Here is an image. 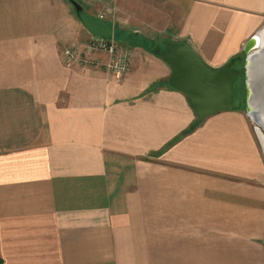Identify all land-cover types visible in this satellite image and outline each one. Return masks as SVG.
<instances>
[{
  "label": "crops",
  "instance_id": "crops-1",
  "mask_svg": "<svg viewBox=\"0 0 264 264\" xmlns=\"http://www.w3.org/2000/svg\"><path fill=\"white\" fill-rule=\"evenodd\" d=\"M75 1L141 42L116 41L133 53L116 80L65 62L64 47L94 36L69 0H0V264H264V146L250 118L220 111L185 132L195 110L153 51L187 40L221 67L264 40V0H163L150 33L121 0Z\"/></svg>",
  "mask_w": 264,
  "mask_h": 264
},
{
  "label": "water",
  "instance_id": "water-1",
  "mask_svg": "<svg viewBox=\"0 0 264 264\" xmlns=\"http://www.w3.org/2000/svg\"><path fill=\"white\" fill-rule=\"evenodd\" d=\"M69 1L77 18L91 34L105 38L113 36L112 25L99 21L77 1ZM252 42L251 39L246 43L242 51V69L236 66L241 61L240 55L231 57L221 67L209 66L187 40L167 38L162 45L154 47L153 51L171 68L168 84L184 93L195 110L193 126L214 113L240 109V103L235 104V87L243 75L244 111L255 123L257 135L264 133V40L257 45Z\"/></svg>",
  "mask_w": 264,
  "mask_h": 264
},
{
  "label": "rangeland",
  "instance_id": "rangeland-1",
  "mask_svg": "<svg viewBox=\"0 0 264 264\" xmlns=\"http://www.w3.org/2000/svg\"><path fill=\"white\" fill-rule=\"evenodd\" d=\"M121 1L126 3V5H123L124 8L127 9L128 7L129 8L131 7L134 14L137 12L135 15L137 17H135V16L129 17L132 21V22H130L131 23L130 25L133 28H135V30H142L143 28L140 25L144 24V27H146L147 30H149V31H147V33H150L151 32L150 30L154 29L155 26L161 25V22L164 19V16H163V13L159 14L161 12V9H162V6H160V5L162 2L163 5L165 6V4H164L165 0H164V2H163V0H121ZM153 11H155V13L153 16H151L150 12L153 13ZM156 14H158V15H156ZM123 25H121V26L126 27V25H124V26ZM113 28H114V35L113 36L115 37V40L118 41V43H120V44H124L123 46H129L130 47L134 44H137V43L139 44V42H141L140 37L136 38L135 35H129L127 37V33L125 34L122 32V30H124V28H121L119 26L118 27L113 26ZM124 31H126V30H124ZM147 42H148L147 44L150 45L149 41H147ZM155 46L156 45H154V47ZM238 55H240L241 58L243 59L242 52H240ZM242 64L243 63L241 60V61L237 62L236 66H238L239 68L242 69ZM243 92H244L243 80H242V75H240V77L238 78V81H237V85H236L237 98L235 100V104L240 103V105H241L240 110H244V108H245V100H244V93ZM250 121L252 122V125L256 131L257 127L255 126V123L251 119H250ZM258 137L260 139L261 144L264 146V133L263 132L259 133ZM240 201L246 202L244 198H240L239 202ZM254 204H255V202H254ZM256 206H258V203H256ZM240 211H242V209H240ZM242 212L237 213L238 220L239 221H248L246 215H248L249 217L251 215L250 214H243L244 212L243 213ZM143 218L146 220H153V219L165 220L166 215H163V214H155V215L145 214V215H143ZM226 218H227V221H230L231 219H233L235 217H234V215H233V217H232V215H229V216H226ZM255 218H256V216H255ZM260 221H261V225H262V223L264 224V213H263L262 219H260ZM260 221H258V222H260ZM239 233H240V236H244L248 232L247 231H239ZM255 247L258 251H260V249H262L263 260H264V236H263V239L259 242L258 246H255ZM239 249L243 250V246H240ZM243 255H245V253H243ZM223 264H229V263L223 262ZM239 264H249V262H247V261L243 262L242 261Z\"/></svg>",
  "mask_w": 264,
  "mask_h": 264
},
{
  "label": "built area",
  "instance_id": "built-area-1",
  "mask_svg": "<svg viewBox=\"0 0 264 264\" xmlns=\"http://www.w3.org/2000/svg\"><path fill=\"white\" fill-rule=\"evenodd\" d=\"M102 18L103 14L97 16L99 21ZM101 52L105 54L103 59L94 57L93 54ZM62 54L66 63L78 62L82 65L100 66L116 80H120L129 71L133 61L130 48H120L112 37L105 38L96 35L85 43H75L64 47Z\"/></svg>",
  "mask_w": 264,
  "mask_h": 264
},
{
  "label": "trees",
  "instance_id": "trees-1",
  "mask_svg": "<svg viewBox=\"0 0 264 264\" xmlns=\"http://www.w3.org/2000/svg\"><path fill=\"white\" fill-rule=\"evenodd\" d=\"M113 35H114V33H113ZM108 38H110V37H108ZM112 38L115 40V37L114 36H112ZM115 42H116V40H115ZM128 48V47H127ZM241 60H242V58H241ZM242 80H243V75H242ZM243 87H244V83H243ZM236 91V90H235ZM244 100H245V89H244ZM194 126H193V124H192V127L191 128H189V129H187L185 132H188V131H190L192 128H193Z\"/></svg>",
  "mask_w": 264,
  "mask_h": 264
},
{
  "label": "flooded vegetation",
  "instance_id": "flooded-vegetation-1",
  "mask_svg": "<svg viewBox=\"0 0 264 264\" xmlns=\"http://www.w3.org/2000/svg\"><path fill=\"white\" fill-rule=\"evenodd\" d=\"M236 88V87H235ZM236 98H237V94H236Z\"/></svg>",
  "mask_w": 264,
  "mask_h": 264
}]
</instances>
